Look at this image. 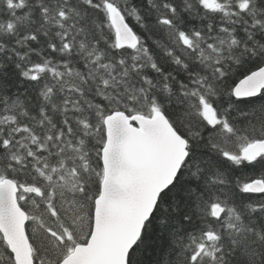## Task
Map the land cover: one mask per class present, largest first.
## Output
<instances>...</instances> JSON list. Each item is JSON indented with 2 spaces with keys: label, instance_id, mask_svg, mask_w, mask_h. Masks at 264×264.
<instances>
[{
  "label": "snow or ice",
  "instance_id": "snow-or-ice-1",
  "mask_svg": "<svg viewBox=\"0 0 264 264\" xmlns=\"http://www.w3.org/2000/svg\"><path fill=\"white\" fill-rule=\"evenodd\" d=\"M0 264H264V0H0Z\"/></svg>",
  "mask_w": 264,
  "mask_h": 264
}]
</instances>
